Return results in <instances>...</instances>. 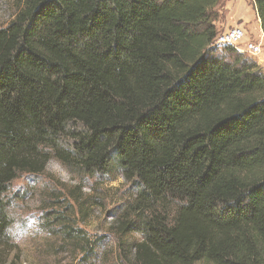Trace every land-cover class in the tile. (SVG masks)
Instances as JSON below:
<instances>
[{
	"label": "trees",
	"instance_id": "1",
	"mask_svg": "<svg viewBox=\"0 0 264 264\" xmlns=\"http://www.w3.org/2000/svg\"><path fill=\"white\" fill-rule=\"evenodd\" d=\"M16 1L0 28V264L25 262L10 186L52 158L130 186L107 229L129 264H264V73L232 47L215 57L219 0ZM81 190L43 226L53 253L104 264Z\"/></svg>",
	"mask_w": 264,
	"mask_h": 264
},
{
	"label": "rangeland",
	"instance_id": "2",
	"mask_svg": "<svg viewBox=\"0 0 264 264\" xmlns=\"http://www.w3.org/2000/svg\"><path fill=\"white\" fill-rule=\"evenodd\" d=\"M219 2V5L213 9L218 13V17L213 21L218 33L235 24L246 32L248 26L254 33L259 32L260 21L253 0H219ZM16 6V0H0V28L5 27L12 20ZM249 37L256 42H264V38L255 34ZM212 48L218 59L231 60L226 55L231 53L228 52L231 47L213 44ZM231 51L242 54L264 73V44L261 53L256 56L241 53L234 48H231ZM75 187L82 188V200L86 195L95 203L93 207H88V217L84 216L83 222L77 220L79 227L93 236L106 235V245L99 251V260L103 262L108 259L104 264H129L117 251L115 236L107 229L109 224L122 213V205L131 195L130 186L118 172L100 176L84 174L72 167H63L55 158L49 161L43 173L37 176H21L10 186L9 194L16 199V204L13 200L15 220L9 234L10 241L15 247L13 252L15 257L24 260V264H58L59 259L62 264H80L79 259L83 256L81 253H70L69 250L53 253L52 249L56 251L62 241L61 237L50 235L51 232L46 230L42 222L51 208L64 207V204L53 205L56 197L63 199L65 203L72 202L69 191ZM130 237L135 241L140 240L138 234H132Z\"/></svg>",
	"mask_w": 264,
	"mask_h": 264
},
{
	"label": "built area",
	"instance_id": "3",
	"mask_svg": "<svg viewBox=\"0 0 264 264\" xmlns=\"http://www.w3.org/2000/svg\"><path fill=\"white\" fill-rule=\"evenodd\" d=\"M214 44L221 47L229 46L241 53L256 56L261 53L264 42L252 40L241 26L235 25L218 33Z\"/></svg>",
	"mask_w": 264,
	"mask_h": 264
},
{
	"label": "crops",
	"instance_id": "4",
	"mask_svg": "<svg viewBox=\"0 0 264 264\" xmlns=\"http://www.w3.org/2000/svg\"><path fill=\"white\" fill-rule=\"evenodd\" d=\"M258 21H259V19H258ZM235 25H237V24H235ZM234 25V26H235ZM259 25H260V23H259ZM239 26V25H238ZM246 31V30H245ZM253 34H255L257 37H262V38H264V35H263V32H262V30H261V28L259 27V32H255L254 33V31L252 30V29H250V27L248 26V29H247V36L249 37V35L250 36H253Z\"/></svg>",
	"mask_w": 264,
	"mask_h": 264
}]
</instances>
